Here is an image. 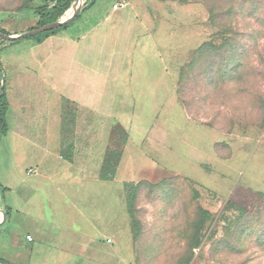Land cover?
Segmentation results:
<instances>
[{
    "label": "rangeland",
    "instance_id": "rangeland-1",
    "mask_svg": "<svg viewBox=\"0 0 264 264\" xmlns=\"http://www.w3.org/2000/svg\"><path fill=\"white\" fill-rule=\"evenodd\" d=\"M127 1L151 11L154 46L129 50L139 75L125 96L112 89L106 98L142 130L160 115L150 142L132 137L143 156L123 158L133 160L131 172L70 195L90 191L117 209L122 181L142 183L129 190L127 228L107 236L128 264H264V0ZM40 4L0 0V29H35ZM39 35L4 40L0 51ZM120 42L111 45L118 54L127 44Z\"/></svg>",
    "mask_w": 264,
    "mask_h": 264
},
{
    "label": "crops",
    "instance_id": "crops-1",
    "mask_svg": "<svg viewBox=\"0 0 264 264\" xmlns=\"http://www.w3.org/2000/svg\"><path fill=\"white\" fill-rule=\"evenodd\" d=\"M116 1L100 6L91 0L62 30L1 48L0 88L8 107L0 138V264H128L107 236L127 228L129 190L142 183L122 181L117 209L90 191L70 195L69 190H94L114 183L118 170L121 176L131 172L134 157L142 153L138 146L151 141L160 115L158 110L142 130L128 119L132 114L125 106L115 108L106 98L112 89L125 96L126 86L139 75L132 72L129 50L136 44L154 46L148 6L114 10ZM92 17L99 22L92 24ZM120 41L127 43L122 54L111 47ZM164 82L172 85V93L174 83ZM106 129L111 133L104 134ZM110 151L121 156L114 176L104 180ZM128 154L133 160L124 162Z\"/></svg>",
    "mask_w": 264,
    "mask_h": 264
},
{
    "label": "trees",
    "instance_id": "trees-1",
    "mask_svg": "<svg viewBox=\"0 0 264 264\" xmlns=\"http://www.w3.org/2000/svg\"><path fill=\"white\" fill-rule=\"evenodd\" d=\"M74 0H39L40 5L33 8L34 14L38 17L36 27L44 26L48 23L59 21L70 9ZM71 13H69L70 16ZM34 27V28H36ZM61 26L53 31L45 32L36 37L37 41L46 38L50 34L55 33ZM2 36H12L0 29V43L4 42ZM6 41V40H5ZM16 41V40H12ZM7 99L5 91L0 88V138L6 133V112H7ZM120 152L110 151L105 158V167L101 174V179L108 180L114 176L115 168L120 159Z\"/></svg>",
    "mask_w": 264,
    "mask_h": 264
},
{
    "label": "water",
    "instance_id": "water-1",
    "mask_svg": "<svg viewBox=\"0 0 264 264\" xmlns=\"http://www.w3.org/2000/svg\"><path fill=\"white\" fill-rule=\"evenodd\" d=\"M80 1L81 0H76L75 6L70 9V12H69V13H71L70 16H69V14L66 13L59 21L49 23V24L41 26V27H37L35 29L29 30L28 32L22 33L20 35L2 36V38L6 41H12V40L23 39L26 37L36 36V35L42 34L44 32L53 31L54 29H57V28L65 25L66 23L70 22L75 17V15L79 11L78 8L80 6Z\"/></svg>",
    "mask_w": 264,
    "mask_h": 264
},
{
    "label": "built area",
    "instance_id": "built-area-1",
    "mask_svg": "<svg viewBox=\"0 0 264 264\" xmlns=\"http://www.w3.org/2000/svg\"><path fill=\"white\" fill-rule=\"evenodd\" d=\"M127 5H128V1H127V0H117L116 3L113 5L112 8H113L114 10H116V9L124 8V7L127 6ZM32 172H33L32 170L29 171V174L32 173ZM26 239H27L28 241L31 240V238H30L29 236H27ZM108 242H110V241L108 240Z\"/></svg>",
    "mask_w": 264,
    "mask_h": 264
}]
</instances>
